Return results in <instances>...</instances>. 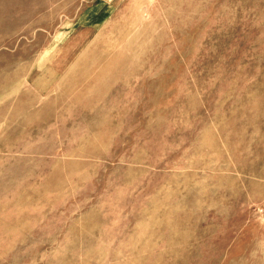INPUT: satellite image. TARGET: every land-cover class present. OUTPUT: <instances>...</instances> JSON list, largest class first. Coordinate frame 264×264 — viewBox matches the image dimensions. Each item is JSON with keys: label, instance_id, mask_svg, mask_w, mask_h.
I'll list each match as a JSON object with an SVG mask.
<instances>
[{"label": "rangeland", "instance_id": "obj_1", "mask_svg": "<svg viewBox=\"0 0 264 264\" xmlns=\"http://www.w3.org/2000/svg\"><path fill=\"white\" fill-rule=\"evenodd\" d=\"M0 264H264V0H0Z\"/></svg>", "mask_w": 264, "mask_h": 264}]
</instances>
